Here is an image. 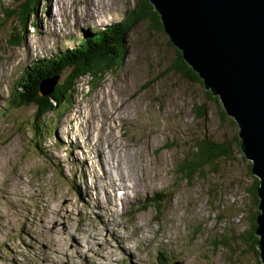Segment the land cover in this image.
I'll return each mask as SVG.
<instances>
[{"label":"rangeland","instance_id":"1","mask_svg":"<svg viewBox=\"0 0 264 264\" xmlns=\"http://www.w3.org/2000/svg\"><path fill=\"white\" fill-rule=\"evenodd\" d=\"M141 1L40 2L33 16L36 26L22 30L21 45H10L11 32L21 26L1 14L3 8H14V0H0V264L260 260L257 246L253 250L241 240L258 209L248 191L251 162L234 138L238 126L202 81L173 71L177 47L151 19L132 27L122 64L106 73L99 87L90 90L91 77H79L65 115L51 113L47 121H35L43 127L37 145L30 129L36 107L6 108L10 91L33 61L118 23ZM70 125L81 138L66 132ZM85 133L88 143L105 137L109 142L103 151L117 165L118 156L126 158L120 164V186L129 175L132 184L135 172L141 179L136 194L126 198L117 192L114 198L110 189L93 185ZM201 139L229 145L231 154L203 163L188 178L180 167Z\"/></svg>","mask_w":264,"mask_h":264},{"label":"water","instance_id":"2","mask_svg":"<svg viewBox=\"0 0 264 264\" xmlns=\"http://www.w3.org/2000/svg\"><path fill=\"white\" fill-rule=\"evenodd\" d=\"M149 2L183 60L238 126L240 151L258 176L255 234L264 264V0ZM56 81L41 87L49 93Z\"/></svg>","mask_w":264,"mask_h":264},{"label":"trees","instance_id":"3","mask_svg":"<svg viewBox=\"0 0 264 264\" xmlns=\"http://www.w3.org/2000/svg\"><path fill=\"white\" fill-rule=\"evenodd\" d=\"M46 0H14L15 6L12 9L3 8L2 17L9 19L15 18V22H19L20 29L14 27L10 34V45H21L25 40L22 30H26L27 26H36L33 16L36 15L39 3ZM138 4L141 6L138 7ZM136 7L124 16L118 23H111L102 31L94 30L88 34H83L76 45L65 50H56L50 56L39 58L24 70V76L11 91L7 99L6 108H20L24 106H35L36 112L30 125L32 129V141L37 145L36 140L38 135L43 131L41 124H37L38 119L47 121V117L51 113L57 114L60 118L72 106V93L74 92L76 82L79 77L89 75L90 90L99 87V83L105 76L120 66L127 54L126 37L131 31L132 27L144 19H151L156 27L163 29L158 13L154 10L149 0H142ZM1 10V8H0ZM0 24V28H1ZM1 50V48H0ZM176 58L174 63L170 66L173 71L182 73L187 76L201 81L198 75L189 67L181 56V52L175 48ZM68 73L61 79L57 80L53 86L52 91L46 94H41L40 84L44 80H50L55 76L62 75L65 71ZM23 75V74H22ZM208 95L211 92L206 91ZM212 96V95H211ZM217 102V97H211ZM202 111V109H201ZM205 108L203 109V113ZM223 114L225 111L222 112ZM204 114H201L203 116ZM43 123V122H41ZM44 125V124H43ZM34 137V138H33ZM238 137V134H237ZM234 135L239 147L240 139ZM40 141V140H39ZM239 150V148H237ZM229 145L204 141L201 139L195 146V150L190 151V157L186 159L184 164L180 167V172L184 173L188 178L196 171V169L203 163L212 162L214 159L221 156H229ZM251 171V168H250ZM252 177L251 188L249 193L253 206L258 204V197L255 192L258 186L257 177ZM259 210H255L257 214ZM255 215L252 217L251 227L241 234L242 242L249 244L253 250L257 243V236L255 235ZM224 242V241H223ZM256 255H259L257 249ZM260 260L256 259V264H261Z\"/></svg>","mask_w":264,"mask_h":264},{"label":"bare ground","instance_id":"4","mask_svg":"<svg viewBox=\"0 0 264 264\" xmlns=\"http://www.w3.org/2000/svg\"><path fill=\"white\" fill-rule=\"evenodd\" d=\"M53 24V23H52ZM96 28H99L98 26H96ZM51 35V34H50ZM41 91V94H44V93H47L46 90H44L43 87H41L40 89ZM102 115V114H101ZM123 121L127 122L128 120L130 119H124V118H121ZM98 120V118H97ZM96 122V121H95ZM129 124V123H128ZM92 126V125H91ZM90 126V128H91ZM94 126H92V130H93ZM90 129V130H91ZM109 130V129H108ZM78 131V132H77ZM66 132L68 133H72V135H74V137H77L79 136L80 134V130L79 129H76L74 125H70ZM104 131L100 132L103 133ZM89 134L85 133V137L83 139V143H85V146H87L88 148H90L89 150V159L91 161H93V165L89 168H87V171L90 173V177L92 178L93 180V185L95 186H98L99 188H101V190H107L110 189L111 191H113V195H114V198H116V194L117 192L119 193L120 196L122 197H128L130 194L131 195H134V193L136 194L140 189H139V184L141 185L140 181L141 179L140 178H137V176H133L134 174H136L135 172H132L131 171V174H132V180H133V183L131 184V180L130 179V175L128 177V180L126 182H124L122 184V188L120 186L121 184V181L119 178V174L121 175V171L120 169L123 170L122 168V165L120 166L121 164V161L126 159L125 157L121 156V159L119 158L118 156V165L116 164V161H115V158L110 155H107L104 153V151H107L106 149V146L105 144L107 142H109L108 140L105 139V137L102 138V140H99L97 139L96 137H92L91 139H89V143L86 141V138L88 137ZM80 138H81V135H80ZM100 138V137H99ZM105 139V140H104ZM81 140V139H80ZM116 141V140H115ZM98 142L100 143L102 149H98ZM110 145V144H109ZM113 147V146H112ZM93 148H96V149H93ZM114 148V147H113ZM104 150V151H103ZM88 151V150H87ZM111 153V152H110ZM109 153V154H110ZM88 154V153H87ZM113 157V158H112ZM74 158V157H73ZM79 160V158H77ZM82 161V160H80ZM79 162V161H78ZM83 162V161H82ZM88 166V165H87ZM96 168L99 169V172H96ZM128 169V168H127ZM124 171V170H123ZM128 171V170H127ZM128 174V172H125V176ZM122 176V175H121ZM139 177V176H138ZM127 179V178H126ZM90 183V182H89ZM139 183V184H138ZM91 184V183H90ZM107 185V186H106ZM90 186V185H89ZM131 187H133V190L135 192L132 191ZM145 188V187H144ZM148 188V187H147ZM100 190V191H101ZM99 191V192H100ZM106 192V191H105ZM97 194V193H96ZM87 196V195H86ZM90 196V195H89ZM104 196V195H103ZM107 196V195H106ZM122 197H118V198H122ZM49 199V198H48ZM110 200H113V197H110ZM109 200V201H110ZM87 202V201H86ZM98 206V205H96ZM256 227H257V224H256ZM256 229V228H255ZM102 230V229H101ZM81 237V236H80ZM259 250V249H258ZM261 262V261H260Z\"/></svg>","mask_w":264,"mask_h":264}]
</instances>
